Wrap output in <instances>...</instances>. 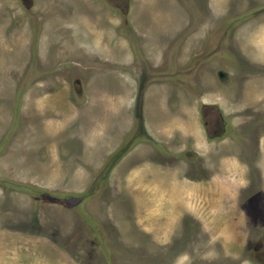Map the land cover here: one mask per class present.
<instances>
[{
  "label": "rangeland",
  "instance_id": "1",
  "mask_svg": "<svg viewBox=\"0 0 264 264\" xmlns=\"http://www.w3.org/2000/svg\"><path fill=\"white\" fill-rule=\"evenodd\" d=\"M262 239L264 0H0V264H264Z\"/></svg>",
  "mask_w": 264,
  "mask_h": 264
},
{
  "label": "flooded vegetation",
  "instance_id": "2",
  "mask_svg": "<svg viewBox=\"0 0 264 264\" xmlns=\"http://www.w3.org/2000/svg\"><path fill=\"white\" fill-rule=\"evenodd\" d=\"M247 111L249 112L248 113V116L249 115H251L250 114V112H252V111H254V112H257L256 110H251V108H248L247 109ZM259 113V112H258ZM261 113V112H260ZM261 115V114H260ZM247 116V120H249L250 119V117H248ZM250 122L248 121L247 122V125L249 124ZM206 124H209L208 122H206ZM256 124H253V127L255 126ZM263 124H260V126L258 125L257 127H255V128H253V130L251 131L250 129H251V127L250 126H248L247 128H248V130H247V132H246V134H245V140H247L248 142H249V148H250V144H251V147H252V150H253V152H252V155H250V154H247L248 155V158H247V161L248 162H250L251 160L250 159H252V160H254L256 157H257V155L260 153V151H261V144H260V139L262 138V134H261V131H260V127L262 126ZM250 153V152H249ZM242 162V161H241ZM248 162H245V161H243V163L248 167V168H250V163H248ZM250 243H254V242H252V241H250ZM258 248H255V250H264V241H263V239L261 240V243H260V245L258 244V246H257Z\"/></svg>",
  "mask_w": 264,
  "mask_h": 264
}]
</instances>
